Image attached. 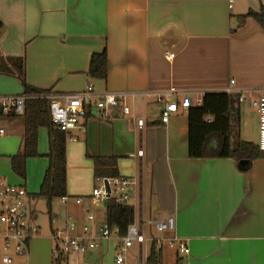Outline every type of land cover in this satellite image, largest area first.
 I'll return each instance as SVG.
<instances>
[{
  "label": "crops",
  "instance_id": "0c3cea01",
  "mask_svg": "<svg viewBox=\"0 0 264 264\" xmlns=\"http://www.w3.org/2000/svg\"><path fill=\"white\" fill-rule=\"evenodd\" d=\"M261 6L264 0H0V96L23 93L10 61L19 58L26 84L38 91L74 93L90 85L98 93H133L128 115L116 108L102 116L88 107L84 128L71 131V159L93 173V157H114L120 177L140 178L141 197L144 168L148 221L173 214L174 230L165 237L176 236L188 249L166 264H264V150L243 168L234 158H189L187 110L179 106L185 94L196 98L230 89L237 97L243 91L230 139L259 148V119L248 98L249 91H264V30L239 17ZM103 50L106 78H91L90 57ZM171 87L178 91L172 96L178 110L162 123L165 104L145 93ZM0 128V176L25 184L11 166V156L23 147V115L0 114ZM44 129L37 131V156L25 161L27 169L39 168L41 182L49 164ZM65 157L67 169V148ZM73 190L66 189L67 201L60 198L65 214L52 234L64 228L66 214L86 222L88 209L73 200L89 196H71ZM36 194L29 193L30 199ZM93 216L94 224L105 218L104 211ZM148 233L146 257L158 235L154 226ZM116 244L115 238L100 241L93 251L70 254L66 264H114ZM23 259L20 264H29V257ZM126 264H135L133 255Z\"/></svg>",
  "mask_w": 264,
  "mask_h": 264
},
{
  "label": "built area",
  "instance_id": "2783aa9c",
  "mask_svg": "<svg viewBox=\"0 0 264 264\" xmlns=\"http://www.w3.org/2000/svg\"><path fill=\"white\" fill-rule=\"evenodd\" d=\"M167 59L173 57V53L165 55ZM226 93H233L228 89ZM248 102L255 110L259 118V149L264 150V91H249ZM178 91L171 87L166 91L145 93L146 96L154 97L162 101L165 106L160 112V120L167 123L170 115L177 112L178 104L172 100V96ZM237 101L246 99L243 91H236ZM133 93L95 92L89 85L84 90L74 93H55L41 91L33 93H22L20 95L2 97L0 96V114H22L24 103L27 100L39 99L48 102L50 120L53 125L61 131L67 141L74 140L71 135L73 129H83V120L88 113V107L94 106L100 114L106 115L113 109H120L123 115L132 112V106L127 103L128 97ZM202 96L193 98L191 94L183 95L179 106L187 110L191 106H200ZM212 118L207 116L206 122ZM141 121L139 126L141 127ZM5 130L0 128V137ZM97 186H94L89 200L91 204L105 202L108 199L119 205L130 204L133 207L134 220L128 225L124 235L119 234L117 227H110L105 220L94 224V216L85 211L86 222L78 223L72 215L66 214L63 229L52 234L55 242L54 251L61 255L85 254L98 248L100 241H108L112 238L117 240L115 245L114 264H126L128 249L137 242L138 264L143 259V225H153L157 236L151 238L154 246L160 247L166 242L170 247L177 246L180 253H188L186 242L176 236L165 237L166 232H171L175 227V216L167 214L155 221H144L142 217L141 182L140 178L126 177H95ZM30 195L22 185H13L0 178V264H13L15 258H28L31 240L38 233V227L32 220ZM67 201L66 197L61 198ZM76 205H82L83 200H73ZM135 209L137 215L135 214ZM67 259H65L66 262ZM147 263V257L144 259Z\"/></svg>",
  "mask_w": 264,
  "mask_h": 264
},
{
  "label": "trees",
  "instance_id": "16d2710c",
  "mask_svg": "<svg viewBox=\"0 0 264 264\" xmlns=\"http://www.w3.org/2000/svg\"><path fill=\"white\" fill-rule=\"evenodd\" d=\"M254 19L264 30V6L258 12L249 11L240 16V20ZM13 73L20 79L23 93L41 92L25 81L24 58L10 59ZM4 71L11 69L4 68ZM88 75L91 78H106L107 55L103 50L93 53L90 57ZM237 97L225 92H206L202 96L200 106H191L187 109V150L189 158H234L249 161L262 155L259 148L246 141L230 139L234 123L238 122ZM13 114V113H10ZM25 121L22 150L11 156V166L15 174L25 177V161L28 157L37 156V131L43 127L47 131L49 151L48 168L43 176L36 196L46 200L49 205L55 198L66 195V139L51 122L48 102L46 100H27L22 113ZM210 116L211 122L205 118ZM93 176L117 177L116 159L114 157H93ZM105 222L110 227H117L119 234L124 235L129 224L134 220L133 207L130 204L119 205L108 199L104 206ZM63 255L59 253L56 264H66ZM147 264H162L160 253L151 247L147 257ZM176 264V263H175Z\"/></svg>",
  "mask_w": 264,
  "mask_h": 264
},
{
  "label": "rangeland",
  "instance_id": "374dc122",
  "mask_svg": "<svg viewBox=\"0 0 264 264\" xmlns=\"http://www.w3.org/2000/svg\"><path fill=\"white\" fill-rule=\"evenodd\" d=\"M130 105V104H129ZM253 109V108H252ZM254 115L255 118H258L255 110ZM45 131V129H44ZM66 148L71 152V157L67 160V169H66V189H71L73 192L71 196H90L91 191L94 186H97L95 178L93 176L92 171L85 167L82 163H77L72 160V156L75 153L74 143L66 142ZM83 165V166H81ZM145 170L143 168V191L141 197L142 203V217L144 221H148L147 213H146V187L144 181ZM2 178V176H0ZM20 177V176H19ZM41 171L36 165L31 166L27 169L25 164V180L26 183H22L25 187L26 191L31 194H36L38 191L39 183L41 182ZM23 178V177H20ZM37 186V187H36ZM35 187V189H34ZM69 194V193H67ZM82 208L88 209L91 214H95L100 217L103 214L104 206L103 202H98L97 205L91 204L90 200L83 199ZM31 209H34L35 215V223L38 226V233L36 234V238L32 239L35 242L32 244V241L29 245V264H56V259L59 256V253L54 251L55 242L51 238L52 231L51 229L55 228V226H60L63 220V216L65 214L64 205L61 204L60 198L53 199L48 205L46 200L35 196L33 200H31ZM135 214L137 215V211L135 209ZM154 221V220H152ZM153 227L148 223L143 225V259L142 264H145L146 253L149 251V236L148 228ZM153 237V233L151 235ZM156 251L162 252V262L164 264L168 263V261L173 262L176 256H184L185 254L180 253L178 251L177 246L170 247L166 242L162 243L160 247L154 246ZM148 250V251H147ZM116 253V250H115ZM131 253V254H130ZM133 255V259L135 260V264H138V256H137V242L133 243V246L128 249L127 257ZM70 255H64L61 258L69 260ZM25 263L23 258H15L13 264ZM70 263V262H69Z\"/></svg>",
  "mask_w": 264,
  "mask_h": 264
},
{
  "label": "water",
  "instance_id": "95a60500",
  "mask_svg": "<svg viewBox=\"0 0 264 264\" xmlns=\"http://www.w3.org/2000/svg\"><path fill=\"white\" fill-rule=\"evenodd\" d=\"M247 163H248V160L246 159L239 160V165L241 168H243Z\"/></svg>",
  "mask_w": 264,
  "mask_h": 264
}]
</instances>
